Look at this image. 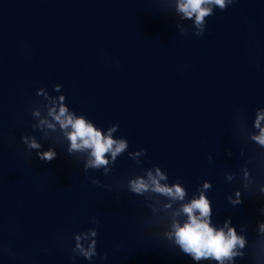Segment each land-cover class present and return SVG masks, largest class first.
<instances>
[{"label":"water","instance_id":"obj_1","mask_svg":"<svg viewBox=\"0 0 264 264\" xmlns=\"http://www.w3.org/2000/svg\"><path fill=\"white\" fill-rule=\"evenodd\" d=\"M212 7L197 36L177 0H0V264H217L167 235L204 183L212 226L230 221L247 241L231 264H264V147L251 139L264 110V0ZM61 96L102 132L118 125L128 148L107 174L40 123H55ZM50 149L56 158L41 160ZM155 168L183 202L130 191ZM92 229L80 241L95 240L89 260L75 238Z\"/></svg>","mask_w":264,"mask_h":264},{"label":"clouds","instance_id":"obj_2","mask_svg":"<svg viewBox=\"0 0 264 264\" xmlns=\"http://www.w3.org/2000/svg\"><path fill=\"white\" fill-rule=\"evenodd\" d=\"M232 0H177V12L183 15L184 19H193L195 26L198 29L196 35L200 36L204 32L205 18L213 14V7H218L222 11L230 4ZM59 91V86L56 88ZM64 97L61 96L59 101H53L54 107L49 109L48 115L55 123H49L47 120H42L40 123L48 128L55 130L56 125L66 139L69 141V153L87 152L88 159L85 163V168H105V174L108 172L107 165L114 162L116 158L124 153L128 148V143L125 139H114L113 133L117 130L118 125L108 129L107 133L97 129L90 121L83 116H76L75 113L69 112L68 108L63 103ZM39 115V113H34ZM264 121V110L257 113L255 120V128L259 134L253 135L251 139L264 147V127H261V122ZM23 142L31 149H39L40 145L29 137H23ZM143 151V150H142ZM142 152L134 155H141ZM41 160L50 162L56 158L54 150L50 149L43 153H38ZM247 175V173H245ZM229 180L231 176L227 177ZM167 176L160 168H155L146 173L145 177H137L130 180L128 187L131 192L143 195L146 192H153L169 200L183 202L185 200L186 191L179 183L169 186L166 181ZM94 183H98L94 181ZM209 183H204L198 198H192L187 203H182L179 210L174 213V218L171 224V231L167 234L170 239L187 255H190L194 261L214 260L217 264H225L231 262L236 257L243 256L242 250L246 247V239L242 235H238L233 227H230V221H226L223 227L216 228L212 226L210 216L211 208L210 201L207 199L205 192L210 189ZM264 191V189H261ZM239 197V193H236ZM230 202L235 204L240 203L239 199ZM171 204H166L165 208H171ZM183 215L186 220L181 223L175 217ZM259 230L264 233V223L259 225ZM96 230L92 229L83 237L77 236L76 251L85 259H91L95 256V240L85 248L81 243V239H87L89 236L95 237Z\"/></svg>","mask_w":264,"mask_h":264}]
</instances>
